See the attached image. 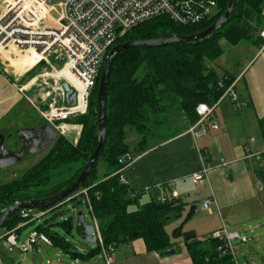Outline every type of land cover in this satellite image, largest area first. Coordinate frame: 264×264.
I'll list each match as a JSON object with an SVG mask.
<instances>
[{
    "label": "trees",
    "instance_id": "obj_1",
    "mask_svg": "<svg viewBox=\"0 0 264 264\" xmlns=\"http://www.w3.org/2000/svg\"><path fill=\"white\" fill-rule=\"evenodd\" d=\"M229 1L219 0V13L200 24L179 25L166 16H160L134 26L117 39L107 54L122 42L170 38L200 32L226 12ZM263 26L264 0H236L228 21L203 39L165 45H139L120 50L114 55L106 87V138L89 176L78 189L87 188V195L80 194L70 200L79 197L86 200L92 217L99 224L105 245L117 246L142 238L149 250L161 252L171 248L172 238L183 237L194 264H235L229 249L219 239L210 235L202 240L194 231L183 230L184 223L196 212L195 204L170 234L166 226L172 219L183 215L186 206L183 199L168 198L161 202L152 198L139 208L131 209L138 203L143 191H139L138 196L132 198L134 189L129 183H123L116 171L120 167L119 157L132 151V146L127 142L128 130L140 135L135 148L145 150L150 138L157 137L158 128L164 124L162 115L176 109L181 110L194 124L198 119L196 108L200 103L217 102L229 81L235 78L227 73L220 75L207 65V60L214 61L224 54L221 39H226L231 45H238L242 41L262 45L264 38L257 32ZM104 64L105 60L90 96L88 113L73 120L83 125L79 142L74 144L68 138L59 136L36 164L22 175L0 183V219L6 207L13 202L51 196L78 177L99 143L98 87ZM35 69L34 67L27 74ZM4 72L0 67V76ZM222 79L224 86H220ZM260 126L264 136V118L260 120ZM178 132L179 130L174 135ZM100 159L106 167L103 176H100L98 168ZM56 178L60 180L54 183ZM62 205L64 204L35 209H46L50 213ZM56 216L57 214L37 226L38 230L49 236L53 245L70 254L72 258L101 252L99 242L96 248L86 254L78 247L73 248L71 242L59 231L51 229L56 225L70 232L73 218L56 222ZM25 221L21 211H15L10 213L0 228L11 231ZM79 228L81 231L82 227ZM21 229L22 227L17 229V233Z\"/></svg>",
    "mask_w": 264,
    "mask_h": 264
},
{
    "label": "crops",
    "instance_id": "obj_2",
    "mask_svg": "<svg viewBox=\"0 0 264 264\" xmlns=\"http://www.w3.org/2000/svg\"><path fill=\"white\" fill-rule=\"evenodd\" d=\"M263 30L264 26L257 34L262 36ZM232 46L237 59L233 61L234 63L232 62L231 68H223L221 72H218L215 67L212 68L220 75L227 73L236 79V90L246 105L239 108L231 100L222 101L212 114V119L219 123V128L210 130L208 134L197 140L188 132L192 123L188 118H184L183 125L178 124L179 132L176 135L157 141L153 138L154 140L150 141L145 150L135 148L137 144L132 146L131 150L137 158L124 172L130 187L143 191L140 198H146V202L152 198L158 200L163 195L170 196L174 190L186 203L184 213L195 204L196 212L184 223L183 230L194 231L202 240L223 225H226L229 230L236 231L239 230L231 229V227L238 223L251 231H254L255 227L264 225L260 222L261 217L264 218V195L262 194L264 157L250 156V153L256 154L264 150V136L260 126V120L264 118V43L258 46L249 41H242ZM10 47L0 49V63L5 65L9 62L8 65L14 69L11 77L6 72L0 76V120L9 111L10 116L12 112L19 113L16 110L18 104L15 100L16 96L28 90L20 91L17 82L37 66L40 58V55L33 51L35 60L32 63L34 64L26 66L27 69L24 72L23 59L22 63L19 62L21 59H16L17 56L13 55ZM221 57L216 60H220ZM34 106L40 116V108ZM40 117L43 119L42 115ZM46 123V120L40 123L33 121V124L15 127H40ZM10 125H12L11 122ZM13 139L12 137L10 140L11 149L16 145ZM246 144L250 146V153L245 149ZM41 153L44 154V152ZM222 159H225L227 164H224ZM37 162L38 160L34 164ZM204 164L212 168L208 176L197 184L192 175L201 170ZM105 169L103 165L102 173ZM207 199L214 201L210 209L202 207ZM3 230L0 237L9 231ZM172 232L169 233L172 234ZM172 244L171 247L176 249V254L162 257L160 252L149 250L142 238L123 242L116 246L111 264H194L183 237L172 238ZM46 246L54 247L59 253H64L55 245ZM38 248L39 246L28 256L26 252L20 264H41V251ZM4 255L3 249H0V260L3 264H5ZM67 255L70 256V254ZM57 257L58 260L52 264H65L61 261L60 255ZM74 259L75 263L72 264H107L102 252Z\"/></svg>",
    "mask_w": 264,
    "mask_h": 264
},
{
    "label": "built area",
    "instance_id": "obj_3",
    "mask_svg": "<svg viewBox=\"0 0 264 264\" xmlns=\"http://www.w3.org/2000/svg\"><path fill=\"white\" fill-rule=\"evenodd\" d=\"M54 1L0 0V49L13 46L21 51H36L40 55L36 65L45 61L52 68L34 76L25 87L19 89L27 90L39 79L53 80L56 97L52 99L53 102L48 108L40 111L42 117L60 136L68 138L74 144L79 142L83 126L70 122V119L87 112L90 96L100 76L106 54L117 39L134 26L160 16H166L179 25L200 24L211 18L213 10L219 5V0H59L60 12L57 18L54 16V12L58 15V9L53 5ZM261 35L264 38V30ZM51 58L63 61L61 70L54 67ZM63 71L68 73L61 74ZM63 81H67L76 92L77 102L73 106H66ZM236 82V79L229 81L225 92L214 104L200 103L197 106L198 119L188 128V132L195 140L208 134L210 130L219 128V123L212 119V114L225 97L239 108L246 105L236 90ZM224 85L222 79L220 86ZM47 94L52 93L48 91ZM245 149L250 153L249 144H246ZM254 155L264 157V150L256 154L250 153V156ZM136 158L133 151H127L119 157L120 167L116 174L120 175L123 183H128L124 172L136 161ZM222 161L227 164L225 159ZM211 168L204 164L201 170L193 173L194 182L197 184L202 182ZM87 190V188L78 190L59 205L69 202L80 194L87 195ZM138 194L139 191L134 190L131 197L136 198ZM168 198L179 197L173 190L170 196L163 195L158 200L165 202ZM213 202L212 199H207L202 207L210 209ZM48 213L49 210L46 209L21 210V216L26 221L0 238H6V246L9 248L17 246L24 253L33 251L42 244L53 245L49 236L37 228L33 229L22 243L19 242V233H17V229L43 218ZM93 225L105 262L111 264L116 245H105L96 219ZM212 236L222 241L229 249L235 263L234 241L247 243L250 240L247 235L240 231L229 230L226 225L214 231ZM0 264H3L1 260Z\"/></svg>",
    "mask_w": 264,
    "mask_h": 264
},
{
    "label": "rangeland",
    "instance_id": "obj_4",
    "mask_svg": "<svg viewBox=\"0 0 264 264\" xmlns=\"http://www.w3.org/2000/svg\"><path fill=\"white\" fill-rule=\"evenodd\" d=\"M58 3H59V0H55L53 2V5L58 9V15H57V12H54V16L57 18L59 17V12H60V8L58 7ZM218 13H219V8L217 7L213 10L211 18L216 16ZM220 43L222 44V46L225 50V54L221 57L220 60H216V61L207 60V65L210 68L215 67L218 70V72L223 71L224 70L223 68H228V67L231 68L232 62L236 61V59H237L234 47L231 44H229L226 39H221ZM10 49H12L13 55H15V57L17 56L16 59H21V60H19V62L21 61V63H22V59H23V64L25 67L34 64V63H32L35 60V56H34L33 51H29V55H27L26 51L18 50L15 47H10ZM24 55H26V56L23 58ZM12 59H14V58H12ZM51 63L58 70H61L63 67V61H61V60H56L54 58H51ZM8 64H9V62H8ZM8 64H7V62L5 65L0 63V67L6 72V74L9 75V77H11V76H13V70L14 69L12 66H9ZM226 64H228V65L230 64V65L227 66ZM25 67H22V70L24 72L27 69V67L26 68ZM35 68L36 69L32 73L25 75V77H23L19 82L16 81L17 84L19 83L18 84L19 88H22L23 86L25 87V85H27L29 83L31 78L38 75L42 71L52 70V68L50 66H48L45 63V61L44 62L42 61L39 65H37V67L35 66ZM45 81H47L46 82L47 84L45 83ZM53 86H55V83L53 82V80H50V79L49 80L48 79H46V80L42 79L41 80V79H39L37 81V83H35L33 86H31L30 88L28 87V89H27L28 91L25 90L26 91L25 93H21L22 95L16 96L15 100H17V102H18L16 110H18L19 113L16 114V113L12 112V115L10 116V111H9L7 113V115L4 116V118L2 120H0V132H5L7 134L8 138H7L6 142L9 145V147H10L11 138L12 137L14 138V136H18L17 130L20 129V128L15 127V126H27L29 124H33V121H36L37 123L45 122V120H43L45 118L42 119L40 117L42 114L39 116V113H38V111L34 105L39 107L40 110H44V109L48 108L50 106V103L53 102L52 99L54 97H56V94H57L54 91L55 89ZM48 91H50L52 94L48 95L47 94ZM44 96H45V98H44ZM223 101H230V99L225 97L223 99ZM31 105H33V106H31ZM89 105H90V101H89ZM88 110H89V107H88ZM88 110L85 114L88 113ZM85 114H83V115H85ZM80 116H82V115H80ZM78 117L79 116L73 117L72 119H70V122L76 123V124H81V123L73 121L74 119H76ZM161 118L163 119L164 124H162L161 127L158 128V135H157V137L154 138L155 141L173 136L178 130L177 129L178 124L183 125V122L185 121L184 118H187V117L185 116L183 111L176 109V111H172L165 116L162 115ZM10 122L12 125H10ZM10 126H12V127L10 128ZM81 133H82V131H81ZM10 134L12 136H10ZM9 137H11V138H9ZM139 140H140V135L137 132H135L133 130H128L127 142L130 143L131 146L134 147L138 143ZM151 140H152V138H150V141ZM13 141H14V143H16L18 145L16 140L13 139ZM150 141H149V143H150ZM45 153L46 152H44V154ZM44 154L43 153L28 154L22 160V162L15 164V165H11L9 168L2 169L0 171V183L8 182V181L12 180L14 177H16L17 175H22L27 169H29L31 166H33L37 160L39 161L40 157H43ZM103 165H104V162L102 159H100L99 164H98L100 176H103V174H104V173H102L103 172V170H102ZM61 179H63V177H61ZM59 180H60V178H58V179L56 178L53 181H54V183H56ZM45 188H47V187H44V189ZM262 194L264 195V190L262 191ZM146 201H147V199L144 197L139 198L138 203L133 205L131 207V209L139 208ZM35 210L37 211V209H35ZM78 211H82L84 213L86 221L94 223V218L92 217V215L90 213V210H89V207L86 203V200L82 197H79L73 201L65 203L61 207L55 209L54 211L50 212L49 214H47L43 218H40L39 220H36V221L28 223V224L24 223L25 226L22 229L21 233H19V235H18V237L20 239L19 242L22 243V242L26 241V239L29 237L30 232L33 229L37 228V226H39L41 223L44 224L46 219L52 218V217H54L55 214H57V216L54 218L56 222L57 221H63L69 217H72L73 218V227H72V230L70 232H67L64 228H61L59 226L54 225L51 228L53 231H59L60 234H62L68 241L71 242L73 248H75V249H76V247H78V248L84 250L85 252H88V251L96 248L98 245L97 242L91 243V242H87V241L82 239L81 231H80V228L77 224L76 213ZM187 212L188 211L183 213V215L177 219H172L167 224L166 228L170 233L178 224H180L184 220ZM54 219H53V221H54ZM260 220H261L260 221L261 223H264V218L261 217ZM232 228H236L241 233H244L248 237H250V240L247 243H242L238 240L234 241V247H235L234 256H235L236 264H264V225L260 226V227H255L254 231H251L250 229H246L245 227H243V225L241 223H238V225H234L233 227H231V229ZM3 231H4L3 228H0V233H2ZM0 249H3V251L5 253V255H4V257H5L4 263L5 264H13V263L20 264L23 257L26 254V253L22 252L17 246H12V248H9L8 246H6V238L5 237L0 238ZM9 249H12V250H9ZM38 249H40V251H41V253H40L41 260H42L41 264H52V263H54L55 261L58 260V257H57L58 255L61 256V261L65 264L75 263L74 258L70 257L65 252L59 253L56 250V248H54V247H48L46 245H41V246H39ZM45 249H49V250L46 251ZM29 254H32V251L28 252L26 255L28 256Z\"/></svg>",
    "mask_w": 264,
    "mask_h": 264
},
{
    "label": "water",
    "instance_id": "obj_5",
    "mask_svg": "<svg viewBox=\"0 0 264 264\" xmlns=\"http://www.w3.org/2000/svg\"><path fill=\"white\" fill-rule=\"evenodd\" d=\"M236 4V0H230L228 8L226 12L212 25L205 28L204 30L187 35H175L170 38H161V39H154V40H133L118 43L115 45L110 52L107 54L104 64V69L102 71L101 79L99 82L98 87V128L100 131V138L99 143L93 153L90 155L89 159L87 160L84 168L78 175V177L67 187L60 190L59 192L39 199H23L10 204L4 210V213L0 219V227L3 225L6 218L10 215V213L15 211H21L23 209H35V208H47L50 206H57L59 203L64 202L69 196H71L75 191H77L82 184L85 182L87 177L89 176L95 162L97 161L100 151L103 147L104 140L106 138V87L107 82L110 77L111 72V62L114 55L119 52L120 50L131 48L134 46L139 45H165L172 42H193L199 39H203L210 35L212 32L217 30L220 26H223L229 19L231 13L234 10ZM119 30V28L117 29ZM65 91H66V106H73L77 102L76 92L73 88L69 85L67 81H63L62 83ZM42 134L46 135V142L42 146H37L33 148V152H37L43 150L54 143L57 139L58 134L56 129L49 123H46L40 127H24L17 130V135L22 141L28 143L29 141H36L39 136ZM36 138V139H35ZM5 134H0V170L9 168L11 165L16 164L21 158L24 156V152L19 153L10 151L5 144ZM77 217V224L78 226L82 227L81 236L82 239L96 243L97 238L94 234V225L91 222L85 220V215L82 211H78L76 213ZM82 250V249H81ZM162 257H168L176 254V249L174 247L165 249L160 252Z\"/></svg>",
    "mask_w": 264,
    "mask_h": 264
},
{
    "label": "flooded vegetation",
    "instance_id": "obj_6",
    "mask_svg": "<svg viewBox=\"0 0 264 264\" xmlns=\"http://www.w3.org/2000/svg\"><path fill=\"white\" fill-rule=\"evenodd\" d=\"M0 134H5V133H1L0 132ZM57 134H58V132H57ZM12 136V135H11ZM60 135L58 134V137H59ZM57 137V138H58ZM7 134H5V140L7 141ZM10 138V137H9ZM36 139V138H35ZM14 140H16L17 141V143H18V145L16 144L15 145V147L14 148H10L9 147V145L7 144V142L5 141V144H6V147L10 150V151H13V152H17V153H19V156H20V153H22V152H24V156L21 158V160L20 161H18L16 164H18V163H20V162H22V160L28 155V154H31V153H33V154H38V153H41V152H46L49 148H50V146L49 147H47V148H45V149H43V150H40V151H37V152H33L32 151V149L33 148H36L37 146H42L45 142H46V135H44V134H42L41 136H39L38 138H37V140L36 141H29L28 143H26L25 141H22L20 138H19V136H14ZM15 165V164H14ZM2 170V169H1ZM0 170V171H1Z\"/></svg>",
    "mask_w": 264,
    "mask_h": 264
},
{
    "label": "bare ground",
    "instance_id": "obj_7",
    "mask_svg": "<svg viewBox=\"0 0 264 264\" xmlns=\"http://www.w3.org/2000/svg\"><path fill=\"white\" fill-rule=\"evenodd\" d=\"M26 54L29 55V52H27ZM62 73H68V72H67V71H63V72H61V74H62Z\"/></svg>",
    "mask_w": 264,
    "mask_h": 264
}]
</instances>
